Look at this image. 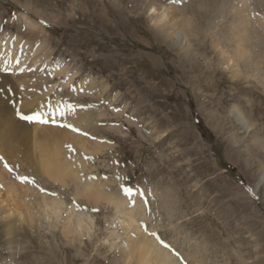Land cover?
<instances>
[{
  "label": "rangeland",
  "instance_id": "rangeland-1",
  "mask_svg": "<svg viewBox=\"0 0 264 264\" xmlns=\"http://www.w3.org/2000/svg\"><path fill=\"white\" fill-rule=\"evenodd\" d=\"M171 1L181 15L188 13V7H196L195 23L189 29L161 27ZM201 1L0 0L2 31L21 30L20 14L30 11L45 28L50 64L77 71L73 86L61 89V78H52L56 87L45 102L46 83L41 74L46 66L34 65L25 73V62L16 63L18 70L12 77L16 80L15 76L25 73L28 90L24 87L23 94L19 84L0 87V104L13 111L9 123L23 122L31 136L35 131L45 133L36 126L55 125L61 130L65 123L61 116L55 121L48 115L22 119L36 115L22 107L26 101L34 102V95L41 98L35 103L52 105L67 100L74 109L88 111L87 126L104 141L95 156L87 155L93 175L100 180L108 176L117 191L123 185L142 193L148 198L145 209H155L161 194L175 196L170 199L176 206L172 223L180 234L176 235L169 218L164 217V209L160 211L163 220L156 215L142 224L144 233H150L152 223L161 222L157 232L162 239L169 242L180 236V251L194 255V260L199 254L195 243L191 248L183 235L206 242V251L194 264H264V149L258 146L264 140V45H258L254 53V60L259 61L256 67L248 59L239 64L229 31L234 19L230 9L205 11L198 6L204 3ZM87 77L94 79L93 95H75L74 86ZM67 114L63 112V117ZM3 127L0 122V135ZM34 153L39 158L38 146L27 143L22 147L19 154L24 166L17 170L0 150V174L3 170L16 186L31 180L40 191L60 192L71 204L73 188L59 189L38 176L32 169ZM5 190L0 184V196ZM149 190L155 191L153 201L147 195ZM78 202L81 207L77 210L93 216L98 227L91 237L84 235L72 242L62 232L64 220L56 226L43 213L35 223L25 221L12 235L4 232V224L12 222V217L0 203V264H121L120 240L113 248L103 242L111 227L124 232L122 226L111 224L119 217L106 204L96 207L81 199Z\"/></svg>",
  "mask_w": 264,
  "mask_h": 264
},
{
  "label": "bare ground",
  "instance_id": "bare-ground-1",
  "mask_svg": "<svg viewBox=\"0 0 264 264\" xmlns=\"http://www.w3.org/2000/svg\"><path fill=\"white\" fill-rule=\"evenodd\" d=\"M201 2L204 3H200L198 6H204L206 8L205 11L210 9L222 12L226 11L227 8L230 9L229 13L233 15L234 19L229 26V31L231 41L235 45V48H233L235 59L239 60V64L240 60H251L250 62L253 61L252 64H255L256 67L259 61L254 60V53L258 45H264V0H203ZM150 6L156 7L157 5L155 3H150ZM156 8L160 10L162 6L159 5ZM195 8L196 7L190 6L188 7V13L181 15V13L176 12V2L171 1L170 4L166 6V20L161 27L186 26L188 27L187 29H189V27L195 23L192 16L196 10ZM20 18L21 30L5 32L0 28V87H5L9 84H19L21 92L24 94L27 89V86H25L27 81L23 79V74L27 72L29 67H33L34 65H38L42 68L46 66V70L41 76L43 82L46 83L44 93L48 100L45 102H49L50 92L56 87V84H51L52 81L50 80L54 77H60L59 86H61V89L66 86H73L77 71H68L70 67L60 63L50 64V42L48 43V40L44 39L45 28L37 18L32 16L30 11L26 10L21 13ZM199 20H201L200 17ZM228 44L230 45V43H227V45ZM226 57V60L230 59L229 54L226 55ZM22 62H25L23 66L27 67V69L24 71L25 73L15 76V78H17L15 80L12 76L14 72L18 70L15 68L16 63L20 64ZM248 65H250L249 62ZM252 66L253 65H251V67ZM9 68H11L13 73L3 72V70H8ZM94 83V79L87 77L80 81L78 86L75 85L74 88H72L77 96L89 93L93 95L91 91ZM24 87H26V89ZM34 98V102L26 101L22 104V107L30 108L33 113L39 114V116L48 115L50 121H55L61 116L65 121L64 128L58 130L55 125H53L52 128L36 126V130L42 129L45 133L38 135L35 131L33 136H31V130H26L23 122L16 119L12 124L9 123V120H11L13 116V111L10 106L5 107L0 104V122H2L4 126L3 132L0 135V150L4 151V155L14 162L15 168L19 170L24 166L19 154L22 147L27 143L38 146L41 150V154L38 158L37 154L34 153L35 159L32 164V169L38 176H44V178L53 185H59V189L72 187L73 197L70 196L73 201L69 204L67 201L68 199L60 192L53 195L52 193L40 191L38 185H31V180H28L27 183L19 182L18 186H16L13 182H10V177L2 170L0 174V184L5 185L6 190L0 196V203L6 210L8 217H12V222L8 221L4 224L6 229H3V231L12 235L15 233L16 228L22 226L25 221L31 224L35 223L37 222V215L41 216V213H43L42 216L45 215V217L51 220L56 226L61 219L64 220L62 232L71 242L82 239L84 235H89L91 237L94 234L93 229L95 230L98 225L95 223L93 216L85 213L84 210H82L83 212L77 210L78 207L79 209L81 207L78 202L79 199H81L96 207L99 205L103 207V205L106 204L105 207L108 205L114 210L116 218L119 217L118 222L115 221L111 224H113V226L117 225L118 227L122 226L124 232L122 234L117 233L114 227H111L109 229L113 230L110 231L108 237L103 238V242L107 243L110 248H113L117 240H120L122 243L120 250H123L121 264H180V261L185 264H194L196 260H194V255L189 254L185 250L180 251L182 242L178 240L180 236L177 237L180 232L175 228V224L172 223L175 218L176 206L173 202L170 203V199L175 198L174 194H168V192L161 194L156 205L153 203L155 209L151 207L145 209L146 200L148 198L142 194L134 192L135 195L133 193L131 197H128L124 194L123 190L117 191L113 189L111 179L108 176L102 177L103 175L101 174L103 179L100 180V177L97 178L93 175L92 167L89 166L87 155L95 156V152L101 149L104 142L96 135L97 133H94L95 130H90L92 127L89 128L87 126L90 119L89 112L83 108H69L68 106L71 105V103L67 102V100H64L65 103L46 105L44 104L45 102L43 103L42 101L35 103V101L41 99H39L37 95H34ZM66 111L69 114L64 118L63 112ZM69 125H71V127H69ZM262 141L263 142L258 143L259 149H264V140ZM89 177H94V179H89ZM18 190H20L19 193L21 195L17 197ZM149 192L147 195H150L149 197H151L153 201L152 195L155 191L149 190ZM161 209L165 210L166 216L164 217L169 218L177 235L173 236L169 242H165L161 237L162 235L160 236L157 232L161 222L152 223L148 230L150 233H144L143 231L144 228L142 224L148 223L151 219H155L153 217L156 215L159 216L158 220H163L162 214L160 213ZM63 216L65 219L61 218ZM183 237L184 242L189 243L191 248L194 246L193 243H195L194 248L196 254H202L206 251V242L200 243L188 234H184ZM112 239L113 241L115 240V242H112ZM80 241L82 243V240ZM65 243L67 244L66 241ZM115 253H117V251ZM199 254L196 255L198 257L195 262H198L200 257ZM76 259L78 260V258ZM189 259L192 260L190 261Z\"/></svg>",
  "mask_w": 264,
  "mask_h": 264
},
{
  "label": "snow or ice",
  "instance_id": "snow-or-ice-1",
  "mask_svg": "<svg viewBox=\"0 0 264 264\" xmlns=\"http://www.w3.org/2000/svg\"><path fill=\"white\" fill-rule=\"evenodd\" d=\"M68 107L71 108L72 106L69 105ZM116 110L119 111V109H116ZM16 114H17L18 116H21V113H20L19 111H17ZM22 119H25V120H34V119H40V116H39V114H36V115H34V116H22ZM41 122H45V121H41ZM69 127H71V125H69ZM20 179H22V180H27V177H20ZM89 179H94V177H89ZM121 187L123 188V192H124V194H125L126 196H128V197H131V196H132V193H133V191H134L133 188H131V187H126V186H123V185H122ZM42 190H43V189H42ZM248 190H249L250 192H252L253 195H255V192H254V190H253V188H252L251 186H248ZM136 191H139V190L137 189ZM141 194H142V193H141ZM53 195H56V193H53ZM162 243H163V241H162Z\"/></svg>",
  "mask_w": 264,
  "mask_h": 264
}]
</instances>
